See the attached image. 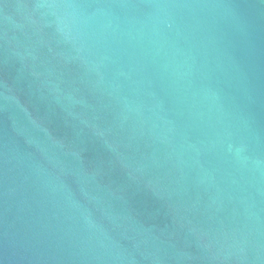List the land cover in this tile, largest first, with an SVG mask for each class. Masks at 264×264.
Listing matches in <instances>:
<instances>
[{"label": "water", "instance_id": "95a60500", "mask_svg": "<svg viewBox=\"0 0 264 264\" xmlns=\"http://www.w3.org/2000/svg\"><path fill=\"white\" fill-rule=\"evenodd\" d=\"M0 264H264V0H0Z\"/></svg>", "mask_w": 264, "mask_h": 264}]
</instances>
